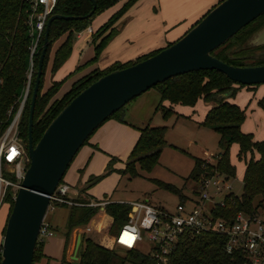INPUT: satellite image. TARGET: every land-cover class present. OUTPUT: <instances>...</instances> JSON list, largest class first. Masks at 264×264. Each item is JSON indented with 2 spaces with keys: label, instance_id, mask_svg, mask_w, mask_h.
I'll return each instance as SVG.
<instances>
[{
  "label": "trees",
  "instance_id": "1",
  "mask_svg": "<svg viewBox=\"0 0 264 264\" xmlns=\"http://www.w3.org/2000/svg\"><path fill=\"white\" fill-rule=\"evenodd\" d=\"M119 1L96 0L95 11L89 18L55 19L52 22L49 32V47L45 55L40 89L35 103L33 123L35 143L39 141L46 128L59 112L91 83L114 70L131 66L161 50L141 56L134 61H116L107 68L95 69L87 76L76 81L61 98L53 100L63 81L54 82L50 88L43 91L45 72L51 60V52L55 43L61 37H65L55 50L52 72H56L71 55L75 35L86 29L96 15ZM137 1L128 0L119 11L93 33L92 43L95 44L96 54L91 60L92 63L100 58L104 48L118 34L121 25L118 22ZM28 9L29 4L26 0H0V135L10 121L9 112H15L18 109L31 74L30 92L23 110L20 126L21 137L27 148L30 103L45 34H42L36 44L37 36L31 34ZM92 9L93 3L91 0H57L53 13L66 16H84ZM199 21L200 19L197 22ZM262 27H264V14L243 27L223 45L213 50L212 55L233 66L264 65V45L250 44L252 36ZM242 86L245 85L238 86L218 70L192 71L171 77L154 86L161 95L157 110H160L166 119L170 118L175 111L172 105L165 106L164 101L188 106H194L200 99L205 102H212L213 100L217 102L208 110L201 124L219 133L221 153L216 156L214 161L196 158L187 180H192L199 185L217 173L224 175L229 180L234 178L237 168L231 161V147L234 143L238 144V159L245 162L242 179L243 192L240 196L231 193L226 199L227 207H218L214 211L216 217L228 221H232L239 211L255 214L259 206H264V138L256 140L253 133H246L242 130V124L247 116L245 108L219 97L223 93L235 97ZM259 105L264 108V95L259 100ZM123 109L124 107L110 118H118L124 122L121 115ZM139 130L140 135L129 154L126 166L120 171L131 176L139 175L137 167L143 170H151L158 164L160 154L167 144L166 137L169 129L166 125H147ZM111 168L112 164L107 167L103 175L92 179V182L110 173L113 170ZM63 180L64 178L61 181ZM156 183L160 187L178 193L182 203L187 201V196L183 194L181 189L160 180H156ZM255 201H258V205L255 204ZM7 204L12 210L14 200L9 197ZM60 207L69 208L67 240L73 229L89 224L100 211V207L68 205ZM130 210L131 206L127 203L112 202L106 205L101 219L105 232L108 235L116 234L128 220ZM5 230L6 226L3 231L4 234ZM225 243V236L215 233H201L195 236L186 235L182 238L178 248L171 254L169 264H231L232 257L226 253ZM42 246L43 243L38 241L33 264L43 256ZM78 257V261L73 262V264H126L128 261L138 264H154V261L148 255L137 249H127L125 255H121L113 242L110 244L103 241L99 243L91 237V233L84 232L82 233Z\"/></svg>",
  "mask_w": 264,
  "mask_h": 264
},
{
  "label": "water",
  "instance_id": "2",
  "mask_svg": "<svg viewBox=\"0 0 264 264\" xmlns=\"http://www.w3.org/2000/svg\"><path fill=\"white\" fill-rule=\"evenodd\" d=\"M91 1L93 9L87 15L53 13L47 21L29 111L30 166L7 220L0 264H33L50 196L89 137L130 101L171 77L199 70H218L239 85L264 83V65L233 66L212 55L213 50L264 14V0H222L177 41L142 61L100 77L83 89L59 112L35 143V103L51 24L55 19L89 18L96 8V0ZM250 44L264 45V27L252 36ZM219 96L225 98L228 95ZM81 241L80 233L74 259H78Z\"/></svg>",
  "mask_w": 264,
  "mask_h": 264
},
{
  "label": "crops",
  "instance_id": "3",
  "mask_svg": "<svg viewBox=\"0 0 264 264\" xmlns=\"http://www.w3.org/2000/svg\"><path fill=\"white\" fill-rule=\"evenodd\" d=\"M120 1V3H117L106 9L104 15H100L102 16L101 18H105V23L117 11L120 10L128 0ZM220 1L221 0H138L118 22V24H121L119 26L120 30L118 34H116V36L111 40L108 46L104 48L100 58L85 70L83 69V71L77 73L73 79H71V85L81 78L87 76L95 69L107 68L116 61H134L141 56L165 48L170 43H173L181 38L199 19H201L213 6L218 4ZM102 21L103 20H101V22ZM95 29L98 28H92L90 24L86 29L76 34V38L81 40L79 49L84 48L76 68H81L90 59L92 60L95 57V46L91 39ZM84 37H86V39H84ZM64 39L65 37H61L60 40L56 42L54 45V50L57 49ZM52 63L53 58H51L45 72L43 91H46L48 88H50L54 82L64 81L66 78L68 79V75L72 73L71 70L73 68V63L75 62L68 66H61L56 72H52ZM62 87L63 85L61 88ZM71 87H66L60 96H56V94L53 100L61 98L71 89ZM247 88L250 90L254 87ZM256 95L258 96V94ZM263 95L264 88L262 91H260V98ZM141 96H143V93L133 99V101L141 100L138 98H144ZM200 100L205 102L203 99ZM200 100H198L196 105L191 106V108H193V115L198 112V110L194 108L199 106L198 104ZM153 101L155 103L157 98L153 99L152 102ZM228 101L236 103L231 100ZM140 102L141 103L139 106H141L140 108L143 110V112L140 113H143V118L137 119L134 117L133 121L136 123L130 122V111L128 107L125 106L121 113L124 122L120 121L118 118H110L106 120L91 135L88 142L81 147L66 172L67 177L64 176V181L70 185L71 189L69 196L72 199L84 201L88 199L97 200L108 197L114 202L128 203L135 201L125 199L122 195H115V188L117 186L118 176H120V173L115 172V175L108 176L102 180L99 179L95 182H92V177L103 175L107 167L110 164L114 165L117 161L118 163L113 166L115 169L118 170L121 169L122 166L124 167V161L127 162L129 154L131 153L140 135L139 129L150 124L149 122H146L147 114L144 113V100ZM165 104V106L172 105L169 101H165ZM236 104L243 108L240 103ZM203 107V117L200 116L203 118L202 120L205 119V116L208 110L212 107V104L206 105L204 103ZM189 112H191V110L187 111L186 114ZM253 114H256L257 116ZM241 128L246 133H253L256 140H262L264 138V117H262L258 111L251 113L250 115L247 113L246 119L243 122ZM238 151L239 145L234 143L231 147V161L234 165L236 164L232 160V154L235 152V154L237 153L238 155ZM119 160L121 161L120 163ZM242 167L243 179L245 162ZM55 211L59 212L58 214H60L56 217L55 224H52L51 221H48L52 231L54 232V235L47 237L44 239V241H42L43 256L34 264H73L74 260L78 261L79 259V257L78 259H74L73 255L77 237L80 232H83V229L82 231L80 229L82 226L73 229L70 232L69 239L67 240L66 231L69 208L59 207ZM103 214L104 213L98 215L100 216V219L97 220L96 223L92 222L93 225L98 227V229L95 230V232L98 234H101L103 231H105L103 224L101 223ZM108 236L110 239L111 235ZM91 237L97 241L92 235ZM104 240L105 236L103 239L102 234V241L106 243ZM97 242L100 243V241Z\"/></svg>",
  "mask_w": 264,
  "mask_h": 264
},
{
  "label": "built area",
  "instance_id": "4",
  "mask_svg": "<svg viewBox=\"0 0 264 264\" xmlns=\"http://www.w3.org/2000/svg\"><path fill=\"white\" fill-rule=\"evenodd\" d=\"M26 1L29 4L31 34L37 36V44L45 32L57 0ZM30 80L31 74L18 109L9 112L10 121L0 135V209L9 197L15 199L30 166L28 148L21 137L20 127L30 92ZM227 181L229 179L224 175L215 174L199 184L200 191L194 196H187V201L180 202L173 212L154 206L148 200L128 202L131 206L128 220L116 234L111 235L106 244L113 242L114 245L140 251L141 246L148 242V250L141 252L148 255L154 264H169L171 254L178 248L183 237L215 233L225 236L224 249L232 257L231 264H264V221L258 213L239 211L232 221L216 217L214 213L218 207H227V196L234 193L231 190L223 191L232 188L230 184L226 185ZM70 189L66 181H61L50 196L47 212L68 205L100 207V212L104 213L106 205L114 202L108 197L84 201L72 199L69 196ZM45 218L39 232V242L54 235ZM92 222L83 226L84 233H92L98 229Z\"/></svg>",
  "mask_w": 264,
  "mask_h": 264
},
{
  "label": "rangeland",
  "instance_id": "5",
  "mask_svg": "<svg viewBox=\"0 0 264 264\" xmlns=\"http://www.w3.org/2000/svg\"><path fill=\"white\" fill-rule=\"evenodd\" d=\"M119 1L118 3H120ZM106 11L96 15L94 19L92 20L91 26L92 28H100L105 23V18H101V14L104 15ZM109 18V17H108ZM107 18V19H108ZM101 20H103L101 22ZM101 23V24H100ZM100 24V25H98ZM95 29L94 33L98 30ZM93 36V35H92ZM86 39V37H84ZM83 39V40H84ZM92 39V37H91ZM111 42V41H110ZM109 42V43H110ZM81 43V40L76 38L74 39V44L72 48L71 55L69 58L64 62L63 65L68 66L72 64L73 62V68L72 73H70L68 76L69 78L64 79L62 82L63 87L59 89L55 95L60 96L62 95V91L67 87H71L73 77L85 70L87 67H89L91 64L95 62H91V59L85 63L84 66L81 68H76L77 63L80 59V56L82 54V50L79 49V45ZM108 43V44H109ZM56 44V43H55ZM107 44V46H108ZM95 46V44H94ZM106 46V47H107ZM105 47V48H106ZM55 50L52 49L51 52V58H54ZM62 65V66H63ZM70 71V72H71ZM74 71V72H73ZM61 85V86H62ZM239 86V84H237ZM247 87H254L253 89H248ZM264 88L263 84L258 85H245L239 88L237 94L235 97H230L228 94L227 97H225L226 100H231L236 103H240L243 108L246 109V114L249 115L254 112H259V114L264 117V108H262L259 105L260 98V91ZM258 94V96L256 95ZM159 95V96H158ZM144 98H138L141 100H132L127 104L130 114H129V121H133V118L136 117L137 119L143 118V112L141 106L139 104L140 101L144 100V113L147 114L146 122H149L151 126H168V134L166 137L167 144L164 146L160 157L158 164L152 168L151 170L147 169H141L140 167H137V171L139 175L137 176H131L128 173H122L120 172L125 168L126 162L124 161V167L122 166L121 169H115L113 166H115L116 163L113 165V169L110 173L104 175L102 179L107 178L108 176L115 175V172L120 173V176H118V183L115 188V195L120 196L122 195L125 199L130 200H148L149 203H151L154 206L164 208L166 210H169L170 212H173L177 205L181 202V198L178 193L171 191L167 188L160 187L156 180L163 181L167 184H172L173 186L177 187L178 189H181L183 194L186 196H194L195 192L200 191V186L193 182L192 180H187V177L189 176L196 158H202V159H210L211 161H214L216 159V156L221 153V147L219 145V139L220 135L217 131L214 129L202 125L203 117L202 113L204 112V103L207 104H213L217 103L215 100L212 102H203L200 100L199 106L194 109H197L198 112L193 115L191 106L183 105L178 103L172 104V107L175 111L174 114L170 117V119H166L163 117L162 112L160 110H157L158 104L161 101V95L156 87L150 88L145 93H143ZM220 97V96H219ZM157 98V101L152 102L153 99ZM260 98V99H259ZM160 99V101H159ZM236 100V101H235ZM164 105L165 101L163 102ZM197 104V103H196ZM195 104V105H196ZM170 106V105H168ZM191 110L188 114L187 111ZM184 114V115H183ZM189 115V116H185ZM192 115V116H191ZM257 116L256 114H253ZM201 116V117H200ZM136 123V122H135ZM139 126V125H138ZM147 126V125H146ZM248 127V126H247ZM138 128V127H136ZM114 159V158H113ZM125 160V159H124ZM232 160L237 165V171L236 176L234 178H231L229 181L226 182V185L230 184L232 186L231 189L227 188L223 189V191L228 192L232 191L236 195H241L243 192V181H242V173H243V165L244 161H240L238 159L237 153L233 152L232 154ZM121 161L119 160V163ZM120 166V164H119ZM67 177V174H65ZM93 179L96 178V176L92 177ZM91 178V179H92ZM255 204L258 205V201H255ZM8 204L5 203L2 208L0 209V243L2 245L3 237H4V228L6 226L9 214H10V207ZM9 207V209H8ZM257 213L260 216V219L264 221V206H259L257 209ZM59 212L49 211L46 214V221H51L52 224H55L56 217L59 216ZM101 214V212H98V215ZM96 216L94 218V223H96L97 220L100 219V216ZM81 231L83 229L80 228ZM83 233V232H80ZM102 234L103 239L105 236V242L109 239L108 234L103 231L101 234H98L97 232H92L91 235L97 240L102 241ZM149 243L146 242L144 245L141 246L140 251H147L148 250ZM116 249L121 255H125L126 248L120 247L118 245H115ZM0 251H2V246L0 247ZM73 262H76L75 260ZM126 264H138L136 262L128 261Z\"/></svg>",
  "mask_w": 264,
  "mask_h": 264
},
{
  "label": "bare ground",
  "instance_id": "6",
  "mask_svg": "<svg viewBox=\"0 0 264 264\" xmlns=\"http://www.w3.org/2000/svg\"><path fill=\"white\" fill-rule=\"evenodd\" d=\"M127 242H129V243H130V242H131V240H127Z\"/></svg>",
  "mask_w": 264,
  "mask_h": 264
}]
</instances>
